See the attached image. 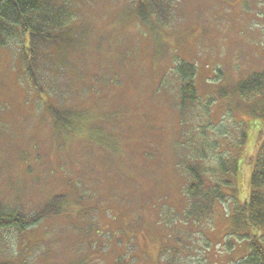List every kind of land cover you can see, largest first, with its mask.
<instances>
[{
    "label": "rangeland",
    "instance_id": "rangeland-1",
    "mask_svg": "<svg viewBox=\"0 0 264 264\" xmlns=\"http://www.w3.org/2000/svg\"><path fill=\"white\" fill-rule=\"evenodd\" d=\"M66 2L63 42L45 48L58 56L41 74L81 112V124L63 140L51 137L50 115L23 74L19 41L0 45V207L32 222L0 228V264L240 259L248 246L228 234L227 203L217 201L202 228L186 218L185 189L191 170L218 176V161L234 166L239 158L236 201L248 191L245 160L255 133L247 126L243 145H235L241 144L232 120L252 118L230 88L264 71V0H163L165 23L153 28L155 41L133 16L131 0ZM183 61L194 71L187 98L181 88L189 78L175 72ZM62 196L70 198L64 209L54 204ZM48 201L54 206L45 211ZM95 230L102 234L87 235Z\"/></svg>",
    "mask_w": 264,
    "mask_h": 264
},
{
    "label": "trees",
    "instance_id": "trees-1",
    "mask_svg": "<svg viewBox=\"0 0 264 264\" xmlns=\"http://www.w3.org/2000/svg\"><path fill=\"white\" fill-rule=\"evenodd\" d=\"M131 5L133 6V16L147 28L150 38L155 41L158 33L154 32L153 28L159 23H165L162 16L164 17L167 11L158 7L163 5V0H131ZM68 10L66 0H0V45L6 44L7 38H14L19 41L23 74L36 90L33 89L37 94L36 102L40 98L42 101V104H39L40 108L50 115L51 137L53 139L59 138V140L64 139L65 131L68 132L79 127L82 122L81 112L68 105L67 94L63 93L65 89L60 90L61 87L58 82L54 86H49L46 81H43L41 74H44L45 65L51 63L56 55L58 56V54L45 55L44 51L47 46L58 48L63 42L61 32L65 29L69 19ZM153 12L154 19L151 17ZM159 13L161 18L158 21L157 14ZM188 64L190 63L183 61L175 69L177 74L180 75L181 73L183 82L189 78L188 82L184 83L181 88L184 98L189 97L193 92V79L191 80L190 77L193 78L194 71ZM217 76L215 75L213 78ZM49 91L51 96L48 94ZM230 91L233 95L243 99L252 118L250 122L232 120L233 125L237 127V130H233L232 133L236 134L241 144L235 145L237 147L243 145L247 126L251 125L255 133L253 152L245 160L248 169L244 170V173H247L248 191L239 202L236 201L238 198H236L233 189L235 188L234 175L240 170L239 158H237L236 163L234 160V166L231 165L230 159L218 161L214 167L211 166L212 172L218 173V176H213L207 172L205 177L207 183H205V178L200 172L191 170L192 183L185 189L189 200V207L185 215L188 221H192L194 224L201 223L203 228L205 222H210V214L218 203L217 201L226 202L230 209L226 216L232 223V228L228 234L237 241H244L248 246V253L246 252L240 259L232 261V264H264V71L256 70L243 79L242 77L237 79L236 82L232 83ZM220 93L222 96L226 94V91L220 89ZM62 95L64 100L60 102L58 96ZM231 108H228L230 113H232ZM62 197V202L59 200L54 204L57 207L60 205V208L64 209L65 205L70 202V198L68 196ZM52 199L50 198V200ZM47 203L42 207L45 211H49L47 206H54L52 201ZM6 210L0 207L1 229L6 227L22 229L32 225V222L21 217L19 213H10ZM50 210L54 211L53 209ZM259 227L260 229H258ZM95 231V235H89L85 232L91 237L102 234L101 231ZM94 243L99 245L98 242L94 241ZM229 243L232 242L226 241L224 246ZM107 244L108 242L105 241L104 245ZM81 247L82 243L77 242L75 244L73 250L75 255L79 256L84 251ZM134 256L137 258L136 254ZM115 258V261L113 262V257L109 264H126V259L123 257ZM78 264H83V262L79 260ZM84 264L89 263L84 262Z\"/></svg>",
    "mask_w": 264,
    "mask_h": 264
}]
</instances>
